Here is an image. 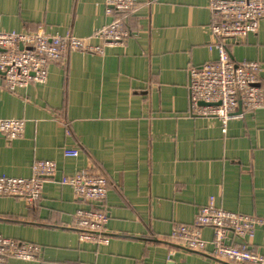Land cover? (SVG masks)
I'll return each mask as SVG.
<instances>
[{"label":"crops","instance_id":"1","mask_svg":"<svg viewBox=\"0 0 264 264\" xmlns=\"http://www.w3.org/2000/svg\"><path fill=\"white\" fill-rule=\"evenodd\" d=\"M138 1L123 17L124 48L71 53L49 66L43 85L0 86V120L25 124L15 141L0 134V176L30 179L35 161H61L36 207L0 197V236L43 248L38 262L9 264H220L181 247L173 229L193 227L220 188L219 208L264 218V105L241 112L226 134L218 120L190 114V73L217 59L210 0ZM110 21L105 0H0L5 33L44 27L87 39ZM230 53L264 68V19ZM66 148L79 158L63 160ZM91 165L110 185L103 247L80 241L75 217L90 206L60 183ZM201 234L213 238L211 229ZM256 245L264 256V227Z\"/></svg>","mask_w":264,"mask_h":264},{"label":"built area","instance_id":"2","mask_svg":"<svg viewBox=\"0 0 264 264\" xmlns=\"http://www.w3.org/2000/svg\"><path fill=\"white\" fill-rule=\"evenodd\" d=\"M110 23L87 39L59 37L42 27L34 33H5L0 30V86L15 93L33 85H43L51 64L63 63L71 53L104 56L108 49L124 48L131 35L123 17L133 14L138 0H105ZM211 31L214 43L210 51L217 59L190 73V114L218 120L223 134L229 123L242 112L264 105V68L258 62L231 58L230 47L257 34L264 19V0H210ZM94 42H100L95 45ZM25 124L18 120H0V134L7 142L23 136ZM79 150L66 148L63 160H76ZM61 161L37 160L30 179L0 176V197L21 199L34 208L42 196L47 180L56 179ZM77 200L90 206L75 217V229L83 244L107 246L105 235L109 221L106 207L110 185L93 165L83 172L60 179ZM222 188L209 204L201 208L194 226H176L172 238L186 250L210 256L220 264H264V256L256 245V232L264 227V218L232 213L218 207ZM211 229V241L201 231ZM43 248L0 236V264L11 261L38 262ZM171 258H168L170 261Z\"/></svg>","mask_w":264,"mask_h":264},{"label":"water","instance_id":"3","mask_svg":"<svg viewBox=\"0 0 264 264\" xmlns=\"http://www.w3.org/2000/svg\"><path fill=\"white\" fill-rule=\"evenodd\" d=\"M242 112V108L240 107L239 111H238V114H241Z\"/></svg>","mask_w":264,"mask_h":264}]
</instances>
